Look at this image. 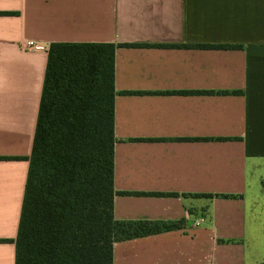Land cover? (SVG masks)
Returning <instances> with one entry per match:
<instances>
[{"label":"crops","instance_id":"obj_1","mask_svg":"<svg viewBox=\"0 0 264 264\" xmlns=\"http://www.w3.org/2000/svg\"><path fill=\"white\" fill-rule=\"evenodd\" d=\"M53 43L136 45L115 52L114 218L181 227L115 243L113 264L263 263L264 0H0V264Z\"/></svg>","mask_w":264,"mask_h":264},{"label":"trees","instance_id":"obj_2","mask_svg":"<svg viewBox=\"0 0 264 264\" xmlns=\"http://www.w3.org/2000/svg\"><path fill=\"white\" fill-rule=\"evenodd\" d=\"M120 46L136 45L49 47L14 241L15 264H113L115 243L181 227V223L114 218L115 52Z\"/></svg>","mask_w":264,"mask_h":264},{"label":"built area","instance_id":"obj_3","mask_svg":"<svg viewBox=\"0 0 264 264\" xmlns=\"http://www.w3.org/2000/svg\"><path fill=\"white\" fill-rule=\"evenodd\" d=\"M34 45V42L29 41L27 42V46L32 47ZM195 225H199V222H196Z\"/></svg>","mask_w":264,"mask_h":264}]
</instances>
